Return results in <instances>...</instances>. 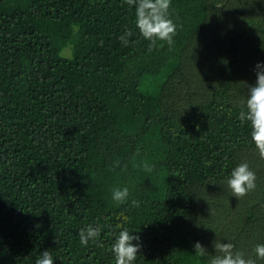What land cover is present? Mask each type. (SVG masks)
Wrapping results in <instances>:
<instances>
[{
	"label": "trees",
	"instance_id": "obj_1",
	"mask_svg": "<svg viewBox=\"0 0 264 264\" xmlns=\"http://www.w3.org/2000/svg\"><path fill=\"white\" fill-rule=\"evenodd\" d=\"M169 17L173 45L149 52L124 0H0V264L45 250L115 264L118 224L140 236L133 264H208L215 240L264 264V159L238 119L264 62V0H171ZM241 163L256 188L238 199ZM89 225L101 234L82 246Z\"/></svg>",
	"mask_w": 264,
	"mask_h": 264
},
{
	"label": "clouds",
	"instance_id": "obj_2",
	"mask_svg": "<svg viewBox=\"0 0 264 264\" xmlns=\"http://www.w3.org/2000/svg\"><path fill=\"white\" fill-rule=\"evenodd\" d=\"M129 5H135V24L141 36L149 41L148 51L151 52L157 47V41L166 42L169 46L174 43L173 37L176 35V24L169 17L171 0H124ZM133 35L131 30H125L120 36L121 42L127 46L129 37ZM255 84L248 86V96L246 99V111L241 110L238 116L243 124L250 122L251 140L255 144L260 158L264 159V62L255 65ZM145 171L151 172L152 166L147 161L143 163ZM256 174L250 170L247 163L237 165L227 179V186L232 195L242 198L256 188ZM129 197L127 187H116L112 189V199L117 203H124ZM133 206H138L139 202L133 200ZM127 221V217H122ZM119 231L115 236V242L111 245L110 251L114 255L115 264H133L140 253L142 247L140 236L133 235L123 224L116 226ZM101 234L99 226L89 225L86 229L79 231V241L82 246H87L89 242L96 243ZM135 242V243H134ZM215 255L211 256L208 264H256V259L251 256L245 257L240 251H235V245L231 242H213ZM195 255L203 257L207 250L200 242L194 244ZM255 257L264 260V244H257L253 249ZM35 264H54L53 257L48 250H45L36 259Z\"/></svg>",
	"mask_w": 264,
	"mask_h": 264
},
{
	"label": "rangeland",
	"instance_id": "obj_3",
	"mask_svg": "<svg viewBox=\"0 0 264 264\" xmlns=\"http://www.w3.org/2000/svg\"><path fill=\"white\" fill-rule=\"evenodd\" d=\"M251 8H253L254 10H256V6H255L254 3L251 4ZM62 54H63L64 56H68V55H69V52H68V50H64V51L62 52ZM172 92H173L176 96H181L182 93L184 92L183 84H182V82H181L179 79H176V83H175V86H174V90H173ZM185 246L187 247L188 252L193 253V252L195 251V250H194V245H193L192 243H188V244H186ZM187 250H186V252H187ZM188 252H187V253H188ZM196 264H205V262L202 261V260L199 258V260H198V262H197Z\"/></svg>",
	"mask_w": 264,
	"mask_h": 264
}]
</instances>
